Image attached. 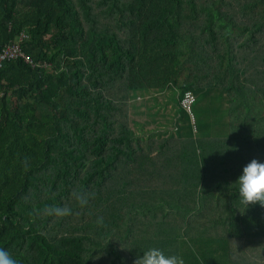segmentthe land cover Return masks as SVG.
Returning a JSON list of instances; mask_svg holds the SVG:
<instances>
[{
	"label": "trees",
	"instance_id": "trees-1",
	"mask_svg": "<svg viewBox=\"0 0 264 264\" xmlns=\"http://www.w3.org/2000/svg\"><path fill=\"white\" fill-rule=\"evenodd\" d=\"M13 44L32 63H0V249L19 264H134L168 231L165 254L185 264H214L223 245L264 264L261 229L231 244L206 227L264 225V206L183 188L184 124L164 135L136 120L159 118L163 96L190 132L264 139V0H0V53Z\"/></svg>",
	"mask_w": 264,
	"mask_h": 264
},
{
	"label": "crops",
	"instance_id": "crops-1",
	"mask_svg": "<svg viewBox=\"0 0 264 264\" xmlns=\"http://www.w3.org/2000/svg\"><path fill=\"white\" fill-rule=\"evenodd\" d=\"M159 101L160 103L164 101L167 102L166 108L160 110L161 114L159 118L158 114L156 115V112L158 113L157 108L151 113L145 110V108H142L143 111L137 114L136 120L141 124H145L149 130L159 128L164 132V135H167L166 131L174 133V131L177 130L178 132V128L182 127L184 124L185 131L188 134L182 137L180 141L181 183L183 188L197 190L211 189L213 187H219L221 189L237 188L235 181L247 163L252 159L264 162V139L232 138L228 135H212L206 131L202 133L200 129L203 127L202 124L199 129L194 127L193 131L190 132V129H187L188 126H185L187 122L183 119L181 114H178L179 110H177L175 103H172L168 97L163 96H159ZM159 120L162 122L161 124ZM206 227H208L209 231L215 232L212 234L213 240L216 239L221 241V239L227 237L231 244H233L237 238H234L233 235L227 232L237 231L238 229V231H244V229H246L250 232L248 240L252 241V237L255 239L259 236L254 233L252 235V230L254 231L259 228L261 229L260 235L264 239L263 224H253L251 228H247L243 224L214 223ZM151 234L153 235V241L147 244V248L157 247L161 250L164 249L163 251L169 249L173 241L171 233L166 231L163 236L160 235L159 239V232L156 233L152 231ZM222 249L223 250H219L218 252L219 260L214 264H244L246 258H241L240 260L238 257L231 258L230 255L235 253L229 252V254H227L225 245H223ZM262 256L263 253H260L259 258H261V261H263Z\"/></svg>",
	"mask_w": 264,
	"mask_h": 264
},
{
	"label": "clouds",
	"instance_id": "clouds-1",
	"mask_svg": "<svg viewBox=\"0 0 264 264\" xmlns=\"http://www.w3.org/2000/svg\"><path fill=\"white\" fill-rule=\"evenodd\" d=\"M236 182L238 200L247 209L254 204L264 206V162L252 159L247 163ZM77 200L83 205L86 199L79 193H74ZM70 210L67 207H53L48 209L49 215L66 216ZM142 255H137L134 264H185L183 258L178 254H165L157 247H149L141 250ZM0 264H19L9 252L0 249Z\"/></svg>",
	"mask_w": 264,
	"mask_h": 264
},
{
	"label": "built area",
	"instance_id": "built-area-1",
	"mask_svg": "<svg viewBox=\"0 0 264 264\" xmlns=\"http://www.w3.org/2000/svg\"><path fill=\"white\" fill-rule=\"evenodd\" d=\"M17 58H22L27 63H32L30 59L26 56V54L22 51L21 47L16 44L7 45L6 47L3 48L2 52L0 53V63L7 60H14ZM195 102H196V98L191 91L185 93V96L181 102L184 109L187 110V112L192 116L193 119L194 116L192 113V107Z\"/></svg>",
	"mask_w": 264,
	"mask_h": 264
},
{
	"label": "rangeland",
	"instance_id": "rangeland-1",
	"mask_svg": "<svg viewBox=\"0 0 264 264\" xmlns=\"http://www.w3.org/2000/svg\"><path fill=\"white\" fill-rule=\"evenodd\" d=\"M194 113H195V116L197 115V119L199 120V121H201V122H205V121H211L212 120V117L210 116V115H205V113L203 114L202 112H201V109L200 108H198L197 107V109L195 110V107H194ZM225 116V115H224ZM219 119H222V117H221V115H220V118ZM224 120H225V123L226 124H228V122L230 123V121L232 120V117H230L229 115H227L226 116V118H224ZM226 126V125H225ZM201 129V132L202 133H205V131L207 132V133H215L216 131L218 132V133H227V131L229 130V129H227V128H222V129H220V128H216V129H211L210 131H213V132H210L209 131V129H206L205 131H204V129H203V127H201L200 128Z\"/></svg>",
	"mask_w": 264,
	"mask_h": 264
}]
</instances>
